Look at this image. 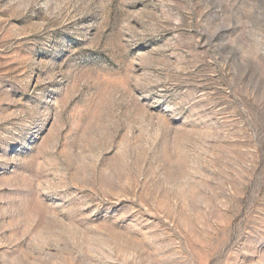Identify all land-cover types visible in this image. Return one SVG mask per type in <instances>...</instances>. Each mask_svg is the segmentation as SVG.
<instances>
[{"label":"rangeland","instance_id":"rangeland-1","mask_svg":"<svg viewBox=\"0 0 264 264\" xmlns=\"http://www.w3.org/2000/svg\"><path fill=\"white\" fill-rule=\"evenodd\" d=\"M0 264H264V0H0Z\"/></svg>","mask_w":264,"mask_h":264}]
</instances>
